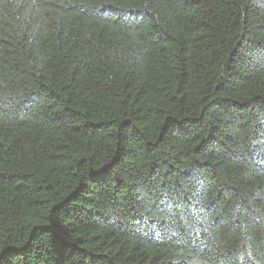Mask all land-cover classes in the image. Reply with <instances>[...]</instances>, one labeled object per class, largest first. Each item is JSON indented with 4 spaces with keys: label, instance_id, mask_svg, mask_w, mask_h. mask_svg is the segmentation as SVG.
Here are the masks:
<instances>
[{
    "label": "trees",
    "instance_id": "1",
    "mask_svg": "<svg viewBox=\"0 0 264 264\" xmlns=\"http://www.w3.org/2000/svg\"><path fill=\"white\" fill-rule=\"evenodd\" d=\"M0 264H264V0H0Z\"/></svg>",
    "mask_w": 264,
    "mask_h": 264
}]
</instances>
